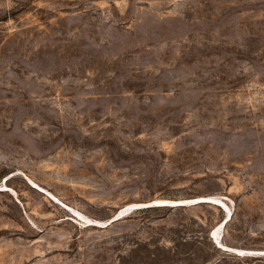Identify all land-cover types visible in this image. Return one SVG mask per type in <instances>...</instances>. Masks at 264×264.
<instances>
[{"label": "rangeland", "instance_id": "rangeland-1", "mask_svg": "<svg viewBox=\"0 0 264 264\" xmlns=\"http://www.w3.org/2000/svg\"><path fill=\"white\" fill-rule=\"evenodd\" d=\"M130 253L264 264V0H0V264Z\"/></svg>", "mask_w": 264, "mask_h": 264}, {"label": "water", "instance_id": "water-1", "mask_svg": "<svg viewBox=\"0 0 264 264\" xmlns=\"http://www.w3.org/2000/svg\"><path fill=\"white\" fill-rule=\"evenodd\" d=\"M210 201L211 200L194 199V200H187L186 202H182V201H169V202L158 203V204H155V205L184 206V205H191V204L202 203V202H210ZM213 203H215L217 205H221L220 202H218V201H214ZM151 205H154V204H151ZM151 205H147V206H151ZM140 207H142V206L141 205H132V206L126 208L120 214H117L115 217L111 218L110 220H108L106 222H102L100 226L105 227V226L111 224L112 222L120 219L124 215L130 213L132 210L137 209V208H140ZM211 235L214 237V233H212ZM219 246L222 247L220 244H219Z\"/></svg>", "mask_w": 264, "mask_h": 264}, {"label": "bare ground", "instance_id": "bare-ground-1", "mask_svg": "<svg viewBox=\"0 0 264 264\" xmlns=\"http://www.w3.org/2000/svg\"><path fill=\"white\" fill-rule=\"evenodd\" d=\"M40 189H42V188H40ZM43 189H44V188H43ZM43 189H42V190H43ZM194 199L211 200L210 202H212V203H213L214 201H218V202H220V204H221L220 206H223V207L225 206L224 201L222 200L221 197H218V198H217V197H215V196H210V197H208V198H206V197H201V198H194ZM194 199H193V200H194ZM188 200H189V199H188ZM175 201L186 202L187 200H184V199H183V200H175ZM227 206H228V205H227ZM129 207H130V206H129ZM223 207H222V208H223ZM127 208H128V207H127ZM125 209H126V208H124L121 212H123ZM226 210H228V209H226ZM228 211H229V210H228ZM121 212H120V213H121ZM120 213H119V214H120ZM226 216H227V215H226ZM227 219L229 220V219H230V216L225 217L223 223L227 222V221H228ZM226 220H227V221H226ZM103 222H104V221H103ZM101 223H102V221H101V222H100V221H98V222H96V221L93 222V224H95V225H99V226L101 225ZM214 229H215V228H214ZM213 233H214V237H213L212 235H211V237H212V238L214 239V241H215V238H217V237H216V233H217V232H216V231H213Z\"/></svg>", "mask_w": 264, "mask_h": 264}, {"label": "trees", "instance_id": "trees-1", "mask_svg": "<svg viewBox=\"0 0 264 264\" xmlns=\"http://www.w3.org/2000/svg\"><path fill=\"white\" fill-rule=\"evenodd\" d=\"M148 209H155V207H150ZM211 237V236H210ZM124 264H137L138 263V259H137V256L136 254L133 255V253H130V255L128 257H126L124 260H123Z\"/></svg>", "mask_w": 264, "mask_h": 264}]
</instances>
